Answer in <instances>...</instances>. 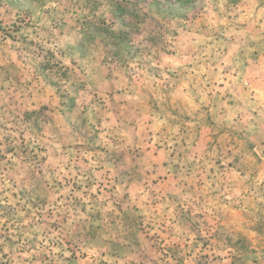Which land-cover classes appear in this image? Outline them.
I'll return each instance as SVG.
<instances>
[{
	"label": "rangeland",
	"instance_id": "obj_1",
	"mask_svg": "<svg viewBox=\"0 0 264 264\" xmlns=\"http://www.w3.org/2000/svg\"><path fill=\"white\" fill-rule=\"evenodd\" d=\"M0 264H264V0H0Z\"/></svg>",
	"mask_w": 264,
	"mask_h": 264
}]
</instances>
